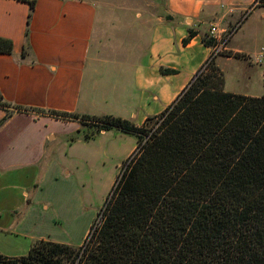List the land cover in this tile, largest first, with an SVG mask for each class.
<instances>
[{
    "label": "crops",
    "instance_id": "crops-1",
    "mask_svg": "<svg viewBox=\"0 0 264 264\" xmlns=\"http://www.w3.org/2000/svg\"><path fill=\"white\" fill-rule=\"evenodd\" d=\"M146 1L154 6L152 16H98L103 11L100 6L116 0H37L28 25L27 2L0 0V37L14 43L12 54L0 53L4 98L37 109L115 114L141 126L178 97L211 55L212 47L202 40L210 34L201 29L207 19L210 25L232 30L226 52L246 55L236 57L224 51L216 55L224 89L229 70L233 74L229 81L246 87L257 84L258 69L264 68L263 47L257 46L264 40V2ZM258 11L259 16H253ZM102 21L110 22L109 29L121 36L108 44L98 43ZM27 28L31 52L24 57ZM190 30L196 35L185 45L183 39ZM114 50L116 54L111 53ZM115 64H120L121 71L112 81ZM162 68L177 72L163 73ZM260 73L263 78L264 70ZM227 92L264 96V91ZM5 115L0 108V120ZM96 138V126L90 121L40 111L15 112L0 127V243L15 247L19 243L31 246L37 239L53 240L57 227L75 221L70 211L61 213L46 192L49 184L57 188L56 183L70 175L73 160L91 156Z\"/></svg>",
    "mask_w": 264,
    "mask_h": 264
},
{
    "label": "trees",
    "instance_id": "trees-1",
    "mask_svg": "<svg viewBox=\"0 0 264 264\" xmlns=\"http://www.w3.org/2000/svg\"><path fill=\"white\" fill-rule=\"evenodd\" d=\"M20 1L30 6L29 25L37 0ZM195 35L190 30L183 43ZM202 40L216 45L210 34ZM13 51V41L0 37V53ZM30 52L27 28L22 56ZM215 58L212 52L178 97L141 126L112 114L17 105L0 91V127L15 112L40 111L90 121L99 132H133L140 147L123 161L102 221L81 245L37 239L26 255L0 253V264H264V96L225 91ZM155 118L163 119L152 132Z\"/></svg>",
    "mask_w": 264,
    "mask_h": 264
},
{
    "label": "rangeland",
    "instance_id": "rangeland-1",
    "mask_svg": "<svg viewBox=\"0 0 264 264\" xmlns=\"http://www.w3.org/2000/svg\"><path fill=\"white\" fill-rule=\"evenodd\" d=\"M138 1L139 0H116L115 4L100 6L103 11L98 16H152L155 12L154 6L151 3L148 4L146 0H140V3H138ZM255 5L256 3L254 2L247 7V10ZM259 14L260 11L253 16H259ZM115 23L117 24L118 22ZM110 26V22L102 21V30L98 34L97 39L98 43L108 44L111 38L121 36V34L116 33V31L112 32L109 29L111 28ZM201 26L203 31L210 30V20L207 19ZM116 40L120 42L119 38H116ZM257 46L259 48L264 47V40L260 41ZM225 52L226 51H224V53ZM111 53L116 54L117 52L114 50V52L111 51ZM243 55V57L246 56L245 54ZM215 64L217 65L216 60ZM117 65H119L118 69H116ZM112 68V81H116L118 79V72L121 71V66L120 64H115ZM218 68L222 71L219 66ZM263 70L264 68L258 69L259 74H257V76L259 80L256 77L257 84L248 87H246V85L239 86L235 81H229V78L233 76V74H231L232 71L229 70L226 86L227 90L225 89V91H237L240 89L244 91H264V77L262 78V74L260 73L263 72ZM162 119L163 118H155L149 121L148 129H151L152 132L157 130ZM133 122L136 123L135 121ZM151 135L152 134H146L145 139H149ZM137 145L138 137L133 132L123 131L118 128H110L105 131V134H101L99 130H97L95 148H92L90 151L91 156L85 160H73L70 175L66 176L63 180H59V182L56 183L57 188H53V185H48L46 194L48 197L53 196V204L56 208L63 214L70 211L69 216L71 219L75 218L73 223L65 221L62 227H57L56 231L52 234L53 240L75 246H79L83 243L85 231L90 226V223L93 222L91 226V229H93L92 227L95 226V223L97 225V223L102 221V215L100 214L101 208L110 197V191L120 172L122 162L127 158L128 153L133 147H137ZM139 150L140 147H137L136 151H134L138 152ZM49 230H53V227ZM20 240L21 239H18V241ZM29 247L28 243H19L15 247L0 243V253L11 257L22 256L28 253Z\"/></svg>",
    "mask_w": 264,
    "mask_h": 264
},
{
    "label": "built area",
    "instance_id": "built-area-1",
    "mask_svg": "<svg viewBox=\"0 0 264 264\" xmlns=\"http://www.w3.org/2000/svg\"><path fill=\"white\" fill-rule=\"evenodd\" d=\"M210 36L216 41V45L212 48L213 53L217 55L226 50L228 41L232 35V30L220 27L219 25L212 24L210 27ZM260 54L264 56V47L261 49Z\"/></svg>",
    "mask_w": 264,
    "mask_h": 264
}]
</instances>
